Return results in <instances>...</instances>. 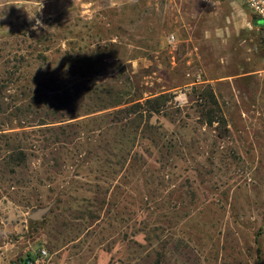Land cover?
<instances>
[{"label":"rangeland","instance_id":"rangeland-1","mask_svg":"<svg viewBox=\"0 0 264 264\" xmlns=\"http://www.w3.org/2000/svg\"><path fill=\"white\" fill-rule=\"evenodd\" d=\"M262 24L246 0H0V264H264Z\"/></svg>","mask_w":264,"mask_h":264},{"label":"built area","instance_id":"built-area-1","mask_svg":"<svg viewBox=\"0 0 264 264\" xmlns=\"http://www.w3.org/2000/svg\"><path fill=\"white\" fill-rule=\"evenodd\" d=\"M248 8L250 11L257 16L259 20L264 21V0H246ZM48 257V252L43 250L40 252L39 258H32L26 264H41L42 259H46Z\"/></svg>","mask_w":264,"mask_h":264},{"label":"water","instance_id":"water-1","mask_svg":"<svg viewBox=\"0 0 264 264\" xmlns=\"http://www.w3.org/2000/svg\"><path fill=\"white\" fill-rule=\"evenodd\" d=\"M264 26V21H263V24ZM48 212V209H43V210H39L37 213H35L33 216H32V220L34 221H39L43 218V216Z\"/></svg>","mask_w":264,"mask_h":264},{"label":"trees","instance_id":"trees-1","mask_svg":"<svg viewBox=\"0 0 264 264\" xmlns=\"http://www.w3.org/2000/svg\"><path fill=\"white\" fill-rule=\"evenodd\" d=\"M150 104V100H148L147 102H146V105H149ZM136 106V105H135ZM138 107H141L142 106V104H138L137 105ZM32 259V256H28L25 260H23L22 262H21V264H26L29 260H31Z\"/></svg>","mask_w":264,"mask_h":264}]
</instances>
